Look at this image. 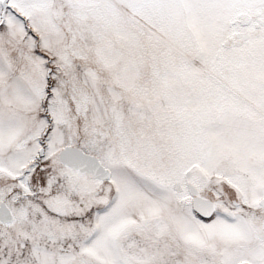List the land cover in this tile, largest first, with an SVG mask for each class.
I'll return each instance as SVG.
<instances>
[{"label":"snow or ice","instance_id":"obj_1","mask_svg":"<svg viewBox=\"0 0 264 264\" xmlns=\"http://www.w3.org/2000/svg\"><path fill=\"white\" fill-rule=\"evenodd\" d=\"M0 264H264V0H0Z\"/></svg>","mask_w":264,"mask_h":264}]
</instances>
